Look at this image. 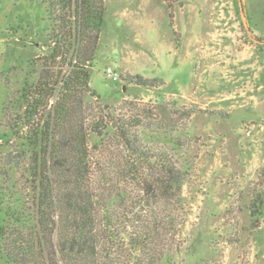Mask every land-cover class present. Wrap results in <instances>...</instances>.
<instances>
[{"label":"rangeland","instance_id":"obj_1","mask_svg":"<svg viewBox=\"0 0 264 264\" xmlns=\"http://www.w3.org/2000/svg\"><path fill=\"white\" fill-rule=\"evenodd\" d=\"M103 2L91 89L102 103L138 113L145 140L174 143L189 173L185 243L171 264H264V226L254 229L264 212H253L264 185V0H243L242 10L238 0ZM64 11L61 0H0V188L11 192L10 199L0 196L1 208L30 191L24 110L39 79L61 66V57L52 66L49 54L55 35L60 48L67 46ZM109 66L120 78L165 83L114 81L105 74Z\"/></svg>","mask_w":264,"mask_h":264},{"label":"trees","instance_id":"obj_2","mask_svg":"<svg viewBox=\"0 0 264 264\" xmlns=\"http://www.w3.org/2000/svg\"><path fill=\"white\" fill-rule=\"evenodd\" d=\"M61 1L65 11L59 18L69 25L61 35L68 43L60 48L54 36L49 57L55 66L60 56L61 66L39 79L24 110L32 184L28 194L0 207V259L4 264H171L185 243L181 234L189 211L182 188L188 170L174 143L145 140L138 113L129 105L102 103L90 87L103 0H75L73 10L71 0ZM65 56L69 70L62 73ZM120 79L147 88L165 83L130 73ZM51 97L46 113L37 117ZM9 191L0 188V196L10 199Z\"/></svg>","mask_w":264,"mask_h":264},{"label":"crops","instance_id":"obj_3","mask_svg":"<svg viewBox=\"0 0 264 264\" xmlns=\"http://www.w3.org/2000/svg\"><path fill=\"white\" fill-rule=\"evenodd\" d=\"M262 193L260 194V198H259V202L257 203V205L255 206V210H253L255 216L256 215H260L264 212V185L262 186ZM262 226H264L263 223L259 222L254 229H261ZM264 251V249H263Z\"/></svg>","mask_w":264,"mask_h":264},{"label":"built area","instance_id":"obj_4","mask_svg":"<svg viewBox=\"0 0 264 264\" xmlns=\"http://www.w3.org/2000/svg\"><path fill=\"white\" fill-rule=\"evenodd\" d=\"M74 63H75V61H74ZM105 74L109 75L111 77V79L114 81L120 80V73L110 66L105 68Z\"/></svg>","mask_w":264,"mask_h":264},{"label":"water","instance_id":"obj_5","mask_svg":"<svg viewBox=\"0 0 264 264\" xmlns=\"http://www.w3.org/2000/svg\"><path fill=\"white\" fill-rule=\"evenodd\" d=\"M242 4H243V0H238V7H239L240 10H242ZM241 16H242L241 18H242V20L244 22V20H245L244 16L243 15H241ZM244 24H245V22H244Z\"/></svg>","mask_w":264,"mask_h":264}]
</instances>
